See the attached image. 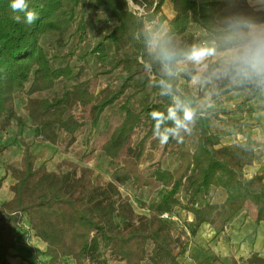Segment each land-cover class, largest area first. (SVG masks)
Returning <instances> with one entry per match:
<instances>
[{"label":"trees","instance_id":"trees-1","mask_svg":"<svg viewBox=\"0 0 264 264\" xmlns=\"http://www.w3.org/2000/svg\"><path fill=\"white\" fill-rule=\"evenodd\" d=\"M132 1L148 5L153 12L137 16L127 0H29L30 9L38 13L36 22L29 25L14 21L11 0H0V134L14 122L24 125L15 102L20 93H25L29 97L25 107L36 136L57 144L64 135L66 148L76 142L84 124L72 112L89 86L88 81L82 80L86 66L81 65L77 72L69 63L54 66V56L45 51L41 40L60 43L75 27L74 35L82 43L89 34L87 21L91 9L93 27L103 35L93 53L102 60L110 43L116 54L114 64L108 70L103 67L100 73L118 72L99 92L90 111L91 126L98 128L107 109L133 91L119 106L120 121L114 126L106 122L110 134L102 151L111 162L116 161L132 133L143 125L145 135L129 149L123 176L141 187L152 183L162 187L158 200L141 205L148 215H138L130 200L122 197L119 176L117 182L101 185L90 168H83L80 174L51 172L45 165L37 166L31 146L23 140L19 167H5L14 184L13 197L0 204V264H14L11 251L17 245L15 233L25 219L33 236L46 247L39 251L41 260L33 261L30 252L20 257L17 264H99L107 254L124 264H144L147 260L151 264H184L182 253L203 225L215 227L219 235L248 203L257 210L256 223H264V174L251 179L245 175L246 168L257 161L259 151L264 154V142L249 135L247 123L235 116L264 111V103L252 105L264 91V85L249 81L237 89L246 93L241 103L231 110L213 112L208 106L234 88L224 89L220 85L207 99L178 90L179 80L190 81L197 71L190 64L180 73L179 63L187 60L185 53L194 48L211 49L214 54L236 49L253 26L264 25V10L253 6L251 0H170L174 13L170 18L164 12L167 0ZM20 15L23 20V14ZM188 24L194 26L197 34L177 43L176 38L187 32ZM154 37L160 46L177 53L174 60L162 61L159 46L152 43ZM126 47L132 53H127ZM217 66V62L211 64L205 77ZM235 75L229 71L226 81ZM59 80L67 86L61 96L52 100L31 97L52 90ZM139 94L155 100L143 102L137 109L131 102ZM177 100L195 112L188 126L197 135L196 149L183 153L178 170L158 167L147 179L139 167L149 140L155 138V121L150 113L159 111L166 116ZM178 114L182 117L183 112ZM209 114L231 130H213ZM172 126L171 121H165L161 128ZM230 136H234L233 142L225 144L223 139ZM175 141L176 138H170L166 145ZM6 149L0 144V154ZM212 190L224 191V202L207 200ZM179 211L193 216L187 225L190 235L179 229L173 219ZM165 214L169 218H164ZM233 264H264V259L253 253L239 263L233 259Z\"/></svg>","mask_w":264,"mask_h":264},{"label":"rangeland","instance_id":"rangeland-1","mask_svg":"<svg viewBox=\"0 0 264 264\" xmlns=\"http://www.w3.org/2000/svg\"><path fill=\"white\" fill-rule=\"evenodd\" d=\"M127 2L129 4L130 10L137 16H143L153 12V9H150L148 5H140L132 0H127ZM172 9L171 1L167 0L164 5V12L170 18L174 15ZM87 23L89 26V34L87 39H85L82 43H79L78 37L74 35L75 27H72L66 33L65 37L60 43H58L56 40L47 38H43L41 40V45L44 47L45 51L54 56L52 61L54 66L61 67L69 63L73 67L74 71L77 72L79 67L85 64V76L82 80L88 81L89 86L84 91L81 99L72 112L76 118L83 122L84 126L77 133L76 142L70 148H66L64 135H61L60 141L57 144H51L50 142L43 140L42 137L36 136L35 127L32 125L25 107L29 97L25 93H20L16 98L15 104L17 114L23 119L24 125L19 126L16 122H14L7 126L0 134V144L7 146V149L2 154H0V182L2 183L0 187V204L10 200L13 197L11 187L14 184V180L10 174L6 172L5 167L7 165L19 167L24 150L22 145V141L24 140L31 146L32 152L36 156L37 166L45 165L51 172L65 173L76 171L78 174H80L83 168H90L94 172L95 181L101 185H105L108 182H117L116 179L117 176H119L121 181L117 183L122 197L128 198L130 200L138 215H148V211L141 205L143 203L149 204L158 200L161 196L162 187L153 183L150 186L141 187L135 184L131 179H126L123 176L125 172L123 170V164L125 159L130 156L129 149L134 148L144 137L146 132L144 126L141 125L132 133L131 138L125 145L122 153L116 161L111 162L102 151V146L107 141L110 134V129L106 127V122H110L114 126L120 121L119 106L124 100L128 98V96L133 94V91H128L120 103L116 104L112 108L107 109V111L103 114L98 128L93 129L91 126V108L97 102L99 92L112 82L115 74L118 72L112 75L100 73L103 67L105 68L104 70H108L114 64L116 60L115 49L112 44L108 43L106 52L102 54L103 57L102 60H100L98 58V54H94L93 50L103 40V35L93 27L94 22L91 9H89V18ZM196 33L197 31L195 30L194 26L192 24H188L187 32L183 36L177 37L176 42L181 43L183 39ZM125 51H127V53H132V49L130 47H126ZM231 53L232 52L222 57L220 59L221 62L219 60L216 61L218 63V69L216 68L213 71L214 73L212 72L208 77H205L204 73L212 63L209 62L210 64L207 63L201 65L199 68L197 67L198 70L194 76L207 78V83H196L193 81V78L190 81H186L184 78H182L180 86L181 93L192 94L196 97L202 96V99L209 98L216 91L217 87L227 83L226 79L229 73V71H226V69H228L227 60ZM187 66L188 63H181L180 73H183L182 71L184 70L186 71ZM150 76H152L151 73ZM238 81L239 83L236 80V86L241 83V78ZM229 84L230 83H228L226 86H229ZM70 86L71 84L68 87ZM66 88L67 86L64 81L59 80L52 90L39 92L32 95L31 97L52 100L57 96H61ZM148 90L150 91V87H148ZM244 94L246 96V93ZM232 95L234 98H232ZM232 95L230 97L228 96L226 99L221 96V106H212V108H209L212 110L211 112L223 109L231 110L237 104L243 101V99L237 98V96H235L236 94L233 93ZM263 97L264 91L260 95V99ZM153 100L155 99L152 96L139 94L133 97L131 103L135 108L139 109L141 107V103L151 102ZM253 116L252 120H261L262 124H264V113L258 112L256 116ZM257 116H261V118L258 119ZM208 117L212 124L213 130H231L225 123L215 120L212 115L209 114ZM188 127L191 129L190 126ZM251 133L252 136L258 141L264 142L263 129L255 128L251 131ZM180 135L182 139L176 138L177 141L169 144L168 146L166 144H161L157 138H152L149 140L147 144V150L139 167L144 177L149 179L151 174L158 167L170 171H176L179 169L182 163L183 153H192L197 146V135L192 130L190 133L182 130ZM238 139H242V137L239 136ZM233 140L234 136H230L228 138H224L223 142L225 144H230L233 142ZM260 174H264V154L262 151H259L258 159L253 169L250 171L245 170V175L247 178L248 176H256ZM225 199L226 193L222 190H212L207 196V200L212 203H222ZM246 208L248 210L246 216L248 218L250 217L255 219L256 214L254 213L257 211L255 206L251 203H248ZM173 218L176 219L175 221H177L179 229H183L188 233V235H190L187 225L193 220V216L185 211H179L178 217ZM211 227L215 230V227ZM196 236L197 234L191 237V242ZM15 238L17 245L16 248L11 251L13 255L11 260L14 264L19 263L21 260L20 257H26L30 252L33 253V261H39L43 258L39 255V251H44L43 249L45 248L42 242L33 236L32 231L29 229L27 219H25L20 230L15 233ZM191 242L189 244H191ZM189 244L182 253L181 259L183 260L190 255L188 253ZM184 261L182 262L184 263ZM99 264L124 263L118 262L117 260L111 258L109 254H107L104 261L100 262ZM144 264L151 263L147 260L144 262Z\"/></svg>","mask_w":264,"mask_h":264},{"label":"crops","instance_id":"crops-1","mask_svg":"<svg viewBox=\"0 0 264 264\" xmlns=\"http://www.w3.org/2000/svg\"><path fill=\"white\" fill-rule=\"evenodd\" d=\"M264 0H251V4L255 6L257 9L264 10ZM263 2V3H262ZM255 28L264 29V25L259 26H253ZM252 27V28H253ZM197 34V33H196ZM235 49H231L228 51H223L219 53H215L214 55L209 56L203 64H196L190 60H186L179 63V71L180 64L181 63H188V66L190 64H194L196 67H200L201 65L207 64V63H214L216 61H220L222 57H224L226 54L233 52ZM221 62V61H220ZM209 63V64H210ZM208 64V65H209ZM187 66V68H188ZM197 68V70H198ZM218 69V68H217ZM185 71V70H184ZM182 71V72H184ZM214 73V72H213ZM241 83L236 86V83L240 80ZM182 79V78H181ZM181 79L179 81L178 90L180 91L181 86ZM234 80V81H232ZM237 80V82H236ZM232 81V82H231ZM250 80L244 79L241 76L235 75L229 82H227L224 85V89L234 88L235 90H232L228 92L227 94L223 95L225 99L230 97L233 93L236 94L237 98L244 99L245 92L237 90L240 86L248 83ZM228 83L229 86H226ZM181 92V91H180ZM263 93V91L258 95V97L253 101L252 105L257 104H263L264 103V97L260 99V95ZM219 97L216 100H214L209 106V108H212V106H221V98ZM232 98L234 96L232 95ZM228 110V109H227ZM258 112L264 113V111H257L252 114H237L236 117H241L243 120L247 123L245 126V129L247 130L248 134L252 136L251 131L255 128H260L264 130V124H262L261 120H252V116H256ZM253 116V117H254ZM249 118V119H248ZM257 118H261V116H257ZM256 163V162H255ZM255 165V164H254ZM253 166L247 167V170H252ZM252 176H248L249 179H251ZM248 213L247 208L244 209V211L235 218L234 221H232L229 224V227L226 228V231L223 232V234L217 235L216 231L209 225H203L201 229L198 231L197 236L191 244H189V251L190 254L187 256L186 259H181L184 261V264H233V259L236 260L238 263L241 259H248L252 256L253 253H257L260 255L261 258L264 259V223L257 224L256 218H257V211L255 219L248 218L246 215ZM246 221V222H245ZM44 248L46 245L42 243ZM187 249V250H188ZM44 250V249H43Z\"/></svg>","mask_w":264,"mask_h":264},{"label":"clouds","instance_id":"clouds-1","mask_svg":"<svg viewBox=\"0 0 264 264\" xmlns=\"http://www.w3.org/2000/svg\"><path fill=\"white\" fill-rule=\"evenodd\" d=\"M10 8L15 14L12 18L16 23L25 22L31 25L38 19V13L30 9L29 0H11ZM20 14H23V20ZM152 43L154 46H159V55L162 61L171 62L176 58L177 53L172 49L160 46L156 37L153 38ZM211 55H214V51L206 48H194L191 52L184 54L185 59L198 65L203 64ZM227 65L226 71H232L257 85H264V29L251 28L242 38L239 46L228 57ZM193 81L196 83L208 82L207 78L200 76H194ZM181 111L183 112L182 117L178 114ZM150 115L155 121L153 136L161 144H167L170 138L182 139L180 135L182 130L191 132L188 125L193 121L195 112L177 100L175 107H170L166 116L159 111H153ZM165 121H171L173 126L161 128Z\"/></svg>","mask_w":264,"mask_h":264},{"label":"built area","instance_id":"built-area-1","mask_svg":"<svg viewBox=\"0 0 264 264\" xmlns=\"http://www.w3.org/2000/svg\"><path fill=\"white\" fill-rule=\"evenodd\" d=\"M203 45H205V43ZM163 217L167 219V218H169V215L165 214ZM173 219L176 220L175 218H173Z\"/></svg>","mask_w":264,"mask_h":264}]
</instances>
